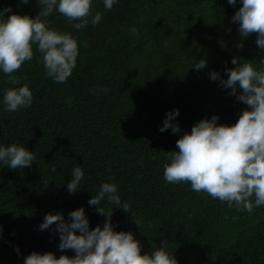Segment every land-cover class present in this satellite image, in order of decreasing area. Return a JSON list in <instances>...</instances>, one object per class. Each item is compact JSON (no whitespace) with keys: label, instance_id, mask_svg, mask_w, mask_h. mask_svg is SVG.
Listing matches in <instances>:
<instances>
[{"label":"trees","instance_id":"trees-1","mask_svg":"<svg viewBox=\"0 0 264 264\" xmlns=\"http://www.w3.org/2000/svg\"><path fill=\"white\" fill-rule=\"evenodd\" d=\"M9 5L32 17L43 7L38 0H0V9ZM240 6L228 0H118L106 9L103 0H93L92 14L99 11L102 19L81 29L59 12L41 17L49 27L71 32L79 55L67 80L56 82L45 75L34 46L33 59L13 73L32 90V105L13 112L0 105V143L23 144L36 157L23 169L0 165V264H23L32 251L74 256L72 249L58 248V232L39 225L48 212L60 211L67 220L83 206L90 227L102 226L105 215L88 204L102 182H115L130 203L129 212L104 202L101 207H113L116 230L132 231L142 254L166 239L178 264H264V205L249 214L163 175L167 151L178 150L176 140L194 123L217 114L218 123L233 124L249 107L220 84L226 69L235 67L233 57L256 67L264 60L257 34L241 37L232 21ZM199 59L207 66L197 71L191 66ZM213 70L217 80L210 78ZM16 86L0 72V100ZM176 108L173 122L181 131L161 132L166 112ZM76 165L85 176L70 194Z\"/></svg>","mask_w":264,"mask_h":264},{"label":"clouds","instance_id":"clouds-1","mask_svg":"<svg viewBox=\"0 0 264 264\" xmlns=\"http://www.w3.org/2000/svg\"><path fill=\"white\" fill-rule=\"evenodd\" d=\"M22 2L28 3V0ZM117 2L103 0V5L112 9ZM238 2L241 6L235 11L232 21L238 22L241 37L255 32V43L264 52V0H228L233 6ZM38 3L43 7L35 17L12 12L11 5L0 9V72L6 74L14 85H19L5 89L0 100V105L9 112L28 108L33 103L29 85H20L13 73L25 61L33 59L34 46L42 54L45 75L54 81H66L76 67L79 55L76 37L71 32L49 27L41 17L59 12L70 22L77 21L72 24L75 29L89 23L95 26L102 19L101 12L92 14L93 0H38ZM8 12L11 15L6 17ZM130 32L134 36L139 35L135 27ZM238 60V57L232 58L235 67L226 69L227 78L220 79V84L249 107L240 112L233 124L218 123L217 114L194 123L190 131H184L176 140L178 150L167 151L163 175L167 182H190L193 191L207 193L227 202L229 208L251 214L255 207L264 205V60L260 61L259 67L254 66L250 59ZM206 66L207 61L199 59L191 67L198 71ZM210 78L217 80L219 73L211 71ZM238 88L241 91L237 94ZM90 91L95 92L96 89ZM178 115V108L166 112L159 130L163 132L171 128L172 133L180 132V125L173 122ZM34 161V152L25 145L0 143V165L23 169ZM70 176L67 190L71 194L81 188L85 172L76 165L70 170ZM102 202L129 212L130 203L122 201L118 185L102 182L88 201L89 205L97 206L98 213L105 215L102 226L90 227L83 206L70 211V219L67 220L60 211L48 212L39 225L41 230L58 232V248L72 249L75 255L61 254L57 257L52 251H32L24 257L23 264H178L166 239L161 240L160 246L142 254L143 245L135 234L130 230L117 231L111 220L113 207L105 211L101 207ZM133 217L140 226L141 220Z\"/></svg>","mask_w":264,"mask_h":264}]
</instances>
